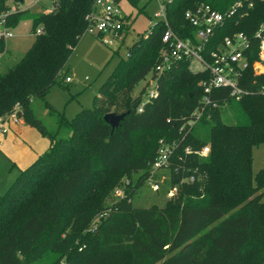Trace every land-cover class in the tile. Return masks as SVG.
Returning a JSON list of instances; mask_svg holds the SVG:
<instances>
[{
  "label": "trees",
  "instance_id": "obj_1",
  "mask_svg": "<svg viewBox=\"0 0 264 264\" xmlns=\"http://www.w3.org/2000/svg\"><path fill=\"white\" fill-rule=\"evenodd\" d=\"M20 1L0 0V11ZM234 1L171 0L166 15L179 31L185 9L206 2L222 10ZM241 1L217 37L236 30L248 37L247 66L240 77L244 92L235 99L226 89L218 91V105L176 146L171 162L179 166H171V182L193 167L204 176L178 184L177 193L160 206H134L131 195L146 175L157 140L179 138L177 126L199 96L205 74L179 62L159 74L157 94L141 111L130 108L144 90L133 95L135 84L157 60L162 25L156 23L118 59L92 105L66 119L69 135L56 137L30 101L64 79L65 62L83 33L92 0H57L50 10L6 14L9 27L28 15L31 29L41 31L0 70V115L17 104L22 120L50 144L0 194V264H56L57 255L64 264H112L118 254L126 256L124 264H264V168L252 173L250 155L251 146L264 142V60L259 57L264 29L254 34L264 23V0ZM259 60L262 70H254L251 63ZM126 110L114 127L102 119L105 112ZM204 143L205 156L183 151L185 145L198 149ZM124 177L129 180L124 195L112 198Z\"/></svg>",
  "mask_w": 264,
  "mask_h": 264
},
{
  "label": "built area",
  "instance_id": "obj_2",
  "mask_svg": "<svg viewBox=\"0 0 264 264\" xmlns=\"http://www.w3.org/2000/svg\"><path fill=\"white\" fill-rule=\"evenodd\" d=\"M49 2V6L54 8L57 0H49ZM156 2L158 10L154 14L159 18L151 24L145 34L149 33L156 23L162 25L161 44L157 60L147 73V83H150L151 87L144 88L141 92L134 110L141 111L143 104L156 96L159 74L177 66L179 62H184L187 70L191 72L205 74V77L200 80L199 96L191 110L181 118L177 126V131L180 132L179 138L170 140L159 138L154 156L145 168L146 175L142 181L146 180L150 189L154 191L161 188V183H165V195L170 197L177 193L178 184L181 182L200 181L204 176L203 173L195 172V167H193L191 172L180 176L177 182L172 183L170 168L172 166L173 170H177L179 165L173 164L171 158L174 157V149L185 134L204 114L208 116L209 109L218 105V91L226 89L228 96L235 99H238L244 92L240 85V77L242 70L247 66L244 50L248 46V37L240 30L217 37L218 30L241 5V0H235L222 10L215 9L206 2H198L183 11V22L179 25V31L170 25L166 15V7L171 0H156ZM250 5L251 2L247 1V6ZM11 11H14V7L0 11V37L3 39L12 34L10 27L5 25V16ZM83 18L85 24L82 32L94 34L106 45L117 44L118 39L122 37V31L129 23L128 15L120 7V0H92L91 6L84 13ZM263 29L264 23H261L254 34L258 35L259 31ZM35 31L40 32L41 28L37 26ZM260 46L262 48L263 42ZM259 57L264 60L260 56V51ZM254 63L255 61L251 63V66L256 70L257 65L254 66ZM64 80H71V76L65 75ZM221 99L223 100V97ZM18 111V105L15 104L9 112L0 115V136L7 131L9 122L19 119L20 116L16 114ZM208 150L207 143L202 144L198 149H192L189 145L183 147L184 153L195 152L201 156H205ZM175 157L180 158L179 155ZM181 166L183 170L184 167L182 164ZM135 178L132 177V180L134 181ZM128 183L127 177L122 178L121 184L113 188L111 197H122L124 186Z\"/></svg>",
  "mask_w": 264,
  "mask_h": 264
},
{
  "label": "rangeland",
  "instance_id": "obj_3",
  "mask_svg": "<svg viewBox=\"0 0 264 264\" xmlns=\"http://www.w3.org/2000/svg\"><path fill=\"white\" fill-rule=\"evenodd\" d=\"M40 1V4L31 0H21L20 3L21 6H26L25 9L29 12L52 9L47 4L48 0ZM120 7L128 15L129 23L122 31V37L118 39L117 44L106 45L91 33L83 32L78 37L64 65L65 75H70L72 79L69 82L64 79L60 80L59 83L49 87L43 98L33 97L30 101L33 113L41 120L46 130L54 133L56 137L69 135L70 127L67 120L81 107L92 105L93 94L96 93L98 86L112 71L118 59L124 57L131 44L140 36L145 35L151 24L159 18L154 14L158 10L156 0H120ZM10 30L12 34L4 38L0 70L9 64L13 56L19 57L24 53L32 39V33L36 32L35 29H31V20L28 15L18 20L14 26H10ZM262 49L264 50L263 47ZM254 64V66L257 65V63ZM147 79L148 74L137 81L132 90L133 95L138 94V90L142 86L145 89L151 87V84L147 83ZM226 107L227 105H223L220 108ZM230 120L234 121V117L231 116ZM24 124L30 126L25 122ZM30 128L37 137H41L45 142L39 151L42 153L47 150L48 137L41 135L33 126ZM250 155L252 173L259 168H264V142L251 146ZM142 171L139 169L133 172V179ZM17 173L16 167L11 165V162L0 151V194L15 179ZM165 186V183H161V188L154 191L150 189L146 180H143L131 195L132 205H163L167 198ZM126 259L125 255L118 254L111 258V263L124 264ZM64 263L66 261L63 257L57 255L56 264Z\"/></svg>",
  "mask_w": 264,
  "mask_h": 264
},
{
  "label": "crops",
  "instance_id": "obj_4",
  "mask_svg": "<svg viewBox=\"0 0 264 264\" xmlns=\"http://www.w3.org/2000/svg\"><path fill=\"white\" fill-rule=\"evenodd\" d=\"M31 1L36 2L38 4L41 3L40 0H31ZM47 4L49 5V0H48ZM9 5H10V7H14V9H25V7H26V6H21L20 2H17V3L11 2V3H9ZM92 35H94V34H92ZM32 39H33V36H32ZM32 39H31V41H32ZM260 48H261V46H260ZM261 50H262V48L260 49V52H261ZM2 51H0V58L2 55ZM15 58H17V57L13 56L12 59L10 60L9 64L12 63ZM255 63H257V65H258L257 69L259 71L262 70L263 64L261 63V61L260 60L255 61ZM0 68H1V63H0ZM64 74H66V71ZM84 78H86L85 75H84ZM71 79H72V77H71ZM69 81H67V82H69ZM30 126H26V124H24V121L22 120V118L19 117V119L17 121L9 122L7 131L4 132L0 136V151H1V153H3L5 158L11 162V165H14L16 167L18 172L21 169H23L24 167H26L35 157H37L39 154H41V152L39 150L45 144L44 140H42L41 137L39 138L34 134L32 128H30ZM49 144H50V141L48 139V147H49Z\"/></svg>",
  "mask_w": 264,
  "mask_h": 264
},
{
  "label": "water",
  "instance_id": "obj_5",
  "mask_svg": "<svg viewBox=\"0 0 264 264\" xmlns=\"http://www.w3.org/2000/svg\"><path fill=\"white\" fill-rule=\"evenodd\" d=\"M137 103V100H134L132 103H131V106L130 108L132 110H134L135 108V105ZM128 110L124 111V112H119V113H116L114 111H108V112H105L102 114V119L107 122L111 127H114L116 126L118 123H119V120L123 117V115L125 113H127ZM18 116H20V112L18 111L16 113Z\"/></svg>",
  "mask_w": 264,
  "mask_h": 264
},
{
  "label": "bare ground",
  "instance_id": "obj_6",
  "mask_svg": "<svg viewBox=\"0 0 264 264\" xmlns=\"http://www.w3.org/2000/svg\"><path fill=\"white\" fill-rule=\"evenodd\" d=\"M263 48H264V44H263V46H262ZM263 49L261 50V56L264 58V56H263Z\"/></svg>",
  "mask_w": 264,
  "mask_h": 264
}]
</instances>
